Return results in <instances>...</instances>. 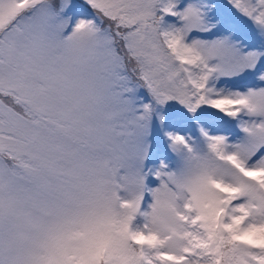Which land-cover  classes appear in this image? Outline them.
<instances>
[{
  "label": "snow or ice",
  "instance_id": "snow-or-ice-1",
  "mask_svg": "<svg viewBox=\"0 0 264 264\" xmlns=\"http://www.w3.org/2000/svg\"><path fill=\"white\" fill-rule=\"evenodd\" d=\"M0 264H264V0H0Z\"/></svg>",
  "mask_w": 264,
  "mask_h": 264
}]
</instances>
